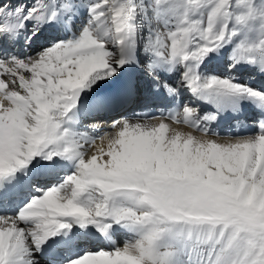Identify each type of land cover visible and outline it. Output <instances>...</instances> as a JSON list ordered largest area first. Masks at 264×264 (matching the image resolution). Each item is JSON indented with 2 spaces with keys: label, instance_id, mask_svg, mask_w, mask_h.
<instances>
[{
  "label": "snow or ice",
  "instance_id": "snow-or-ice-1",
  "mask_svg": "<svg viewBox=\"0 0 264 264\" xmlns=\"http://www.w3.org/2000/svg\"><path fill=\"white\" fill-rule=\"evenodd\" d=\"M41 259L264 264V0H0V264Z\"/></svg>",
  "mask_w": 264,
  "mask_h": 264
},
{
  "label": "bare ground",
  "instance_id": "bare-ground-1",
  "mask_svg": "<svg viewBox=\"0 0 264 264\" xmlns=\"http://www.w3.org/2000/svg\"><path fill=\"white\" fill-rule=\"evenodd\" d=\"M21 2H23V0H13V3H16V4L21 3ZM105 127H107V125ZM185 130H187V129H185ZM94 151H95V149H92V152H94ZM40 264H48V262L46 259H41Z\"/></svg>",
  "mask_w": 264,
  "mask_h": 264
}]
</instances>
